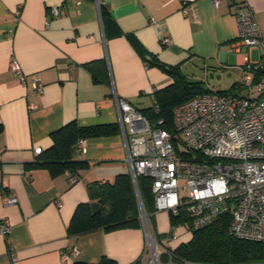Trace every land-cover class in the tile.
Wrapping results in <instances>:
<instances>
[{
    "label": "crops",
    "instance_id": "crops-1",
    "mask_svg": "<svg viewBox=\"0 0 264 264\" xmlns=\"http://www.w3.org/2000/svg\"><path fill=\"white\" fill-rule=\"evenodd\" d=\"M243 1L264 42V0ZM54 8L60 9L58 16L51 14ZM234 12L230 0L219 6L198 0L187 7L181 0H102L100 6L96 0H0V219L11 226L8 237L0 236V264H148L142 225L80 236L67 231L78 205L91 203L102 185L129 174L120 130L84 139L85 151L76 146L72 166L56 175L41 164L54 146L52 134L65 125H118L115 98L139 110L152 107L153 93L173 79L148 60L180 67L188 81L209 91L241 85L239 93L247 95L242 78L264 56L255 47L247 60ZM160 34L171 43L163 45ZM13 60L26 85L10 70ZM91 63L94 73L86 66ZM221 78L228 89H216ZM34 80L44 93L31 97ZM9 196L18 203L7 206ZM167 215H148L161 244L170 232ZM179 230L173 247L192 237ZM73 248L80 255L62 262L61 255Z\"/></svg>",
    "mask_w": 264,
    "mask_h": 264
},
{
    "label": "built area",
    "instance_id": "built-area-1",
    "mask_svg": "<svg viewBox=\"0 0 264 264\" xmlns=\"http://www.w3.org/2000/svg\"><path fill=\"white\" fill-rule=\"evenodd\" d=\"M101 1L96 0L99 6ZM181 1L187 7L198 0ZM230 1L235 8L239 43L249 52L247 60L255 47L264 56L263 38L252 8L243 0ZM212 2L219 6L222 0ZM51 14L58 16L60 9H52ZM150 22L159 26L155 19ZM159 39L163 45L171 43L169 36L160 34ZM9 67L26 85L19 63L13 60ZM256 67L263 71L258 80L251 74L242 78L245 96L239 92L204 93L177 106L172 132L163 128V120L155 126L130 103L119 98L115 102L129 174L133 183L140 176L152 179L155 212L178 215L179 208L186 205L194 229L205 228L231 213L229 234L261 243L264 248V60ZM43 93L44 85L32 81L29 95ZM77 148L79 152L85 151L83 140ZM182 191L188 196L181 197ZM17 203L14 196L6 199L7 206ZM145 216L148 243L143 257L151 264L157 252L160 258L173 247L179 228L172 227L161 244L152 235L149 217ZM10 232V223L0 219V236L6 238ZM79 255V250L73 248L61 255V261L68 262Z\"/></svg>",
    "mask_w": 264,
    "mask_h": 264
},
{
    "label": "trees",
    "instance_id": "trees-1",
    "mask_svg": "<svg viewBox=\"0 0 264 264\" xmlns=\"http://www.w3.org/2000/svg\"><path fill=\"white\" fill-rule=\"evenodd\" d=\"M101 14L103 19L108 17V11L103 5ZM148 63L170 75L173 82L153 93L152 107L138 110L155 126L163 120V128L172 132L174 109L197 95L212 91L205 89L202 83L188 81L178 66H169L152 60H148ZM86 66L94 73V63ZM248 72L255 80L263 74L261 68L256 66L248 68ZM95 79L98 81L97 78ZM239 89L241 90V85H234L227 91L216 93L225 95L239 92ZM1 129L0 126V131ZM118 130H120L118 125L81 127L76 122L67 124L52 134L54 146L46 152L48 160L41 166L47 167L53 175H56L60 170L72 166L74 162L71 160V151L75 150L80 141L110 135ZM138 186L143 201L142 209L150 215L155 212L152 179L140 176ZM142 209L131 176L122 174L113 184L102 185L91 203L78 205L67 231L69 236H80L97 230L138 228L142 225L140 219ZM169 216L172 227L180 228L191 223L192 237L188 242L162 253L159 258L160 264H264V248L261 243L236 239L229 234L231 213L223 215L211 225L201 229L193 228L186 205L179 208L178 215L169 213ZM101 264L114 263L103 261Z\"/></svg>",
    "mask_w": 264,
    "mask_h": 264
},
{
    "label": "rangeland",
    "instance_id": "rangeland-1",
    "mask_svg": "<svg viewBox=\"0 0 264 264\" xmlns=\"http://www.w3.org/2000/svg\"><path fill=\"white\" fill-rule=\"evenodd\" d=\"M214 85H215L216 89L217 88H220V89H228L230 87L228 81L225 78H221L220 80L216 79V82H215ZM187 196H188V193L186 191H182L181 192V197H187ZM142 208H143V205H142ZM164 213L169 214V212H164ZM145 215H148V214L145 213L144 211H142L140 219H141L142 226L144 227V229L146 231H148V226H147L146 221H145L146 218H147V216H145ZM167 216H169V215H167ZM171 228H172V225L170 226V223H169L168 224V228H167L168 230L167 231L169 232L171 230ZM179 229H180L179 230L180 231L179 233H185V234H189L190 235L191 234V229H192L191 228V223H187L183 227H180ZM156 248L158 249V246ZM154 252L155 251L153 249V253ZM159 252H161L160 251V248H159ZM158 256H159V254L157 252V256H154L153 257V260H152L151 264H160L159 257Z\"/></svg>",
    "mask_w": 264,
    "mask_h": 264
},
{
    "label": "water",
    "instance_id": "water-1",
    "mask_svg": "<svg viewBox=\"0 0 264 264\" xmlns=\"http://www.w3.org/2000/svg\"><path fill=\"white\" fill-rule=\"evenodd\" d=\"M133 184H134V188H135V191H136L138 203H139L140 207L142 208L143 201H142V198H141V195H140V191H139V186H138L137 180H135Z\"/></svg>",
    "mask_w": 264,
    "mask_h": 264
}]
</instances>
